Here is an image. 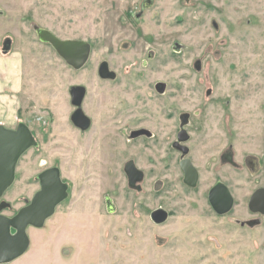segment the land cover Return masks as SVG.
<instances>
[{
    "label": "rangeland",
    "instance_id": "1",
    "mask_svg": "<svg viewBox=\"0 0 264 264\" xmlns=\"http://www.w3.org/2000/svg\"><path fill=\"white\" fill-rule=\"evenodd\" d=\"M129 11L140 19L126 18ZM37 27L89 42L84 66L68 65L39 40ZM6 41L24 71L11 128L25 122L37 145L18 160L1 197L10 204L3 213L31 199L47 167L58 166L70 188L42 227H27L26 252L4 264H264V216L247 209L250 193L264 186V0H0V48ZM107 58L115 81L98 76ZM158 81L165 84L161 94ZM74 85L85 87L82 107L94 120L111 107L107 116L117 132L126 96L133 109L142 101L144 120L159 131H169L174 117L177 128L181 112L201 110L195 124L200 131L211 127L194 150L196 185L186 187L177 168L156 165L153 144L139 154L140 146L124 137L94 152L88 132L78 141L68 119ZM230 143L238 168L221 158ZM249 153L260 160L255 175L243 165ZM129 157L145 172L134 188L123 171ZM218 181L234 197L224 214L207 198ZM159 207L168 216L154 223L150 212ZM248 219L260 222L248 227Z\"/></svg>",
    "mask_w": 264,
    "mask_h": 264
},
{
    "label": "water",
    "instance_id": "2",
    "mask_svg": "<svg viewBox=\"0 0 264 264\" xmlns=\"http://www.w3.org/2000/svg\"><path fill=\"white\" fill-rule=\"evenodd\" d=\"M35 31L40 41L50 44L57 54L74 69H80L88 60L91 51L89 42L81 39H61L45 28L37 27ZM9 45V41H6L5 50ZM198 66L199 63H197ZM99 75L101 77L110 76L105 62L99 66ZM76 87L80 89L77 93L79 98H82L83 87L75 86L72 87V90ZM36 145L37 141L25 122L19 121L15 128L0 124V199L14 181L19 158L30 147ZM182 168L185 171V184L190 187L195 186L197 182L196 169L188 160L183 161ZM125 172L128 176V185L131 188H134L137 182L142 179L141 171L131 161L125 165ZM37 179L39 189L30 201L13 216L2 212L10 207V204L5 200L0 201V264L9 263L26 252L29 247L27 227H42L46 219L54 214L56 206L67 196V184L61 180L58 167L45 169L37 175ZM208 201L217 214H224L233 206V196L222 182L211 187ZM249 207L253 211L264 214V188L254 191ZM166 218L167 211L164 208L160 207L151 212V219L155 223H162Z\"/></svg>",
    "mask_w": 264,
    "mask_h": 264
},
{
    "label": "flooded vegetation",
    "instance_id": "3",
    "mask_svg": "<svg viewBox=\"0 0 264 264\" xmlns=\"http://www.w3.org/2000/svg\"><path fill=\"white\" fill-rule=\"evenodd\" d=\"M131 13H133L132 19H136V20L140 19L139 18L140 14H139V16H137L138 12H136V13L131 12ZM131 13H130V11L126 12L125 17L130 19ZM128 24L131 26L133 25L131 22H129ZM212 24H213V26L216 25V23L214 21L212 22ZM121 32L124 34L126 32L127 35H131V33H133L131 30H127L126 28H122ZM134 35H137V34L134 32ZM128 45H129L128 48H130V47L133 48L131 42L128 43ZM111 54H112V52H111ZM152 58H153V53H152V55L150 54V56H148L149 60H151ZM102 62H105L107 69L110 72L109 77H101L99 75V66ZM197 63H199L198 67H197ZM144 64H145V62H144ZM110 65H111V59L110 58L102 59L100 61L99 65H98V76H99V78H101L103 80H107V81H115L117 79L118 76ZM194 68L197 70L201 68V61L200 60H196L194 62ZM75 86H82L83 87L84 94H83L82 98H79V96L77 94L80 89H77V87H76V89L72 90V87H75ZM154 89L157 92V94H161L163 92V90L165 89V84L162 82L159 83V81H158L154 84ZM85 91L86 90H85V87L83 85H74V86H71L69 88L70 104L72 106V111L70 112L68 119H69L70 123L73 125V127H75V129L77 130L78 141H80L81 138L83 139V134L88 132V135L86 136L87 141L91 144L90 146L93 147L92 151L94 152L95 148H99V149L108 148L111 145L112 141H114L117 138H119V141H121L124 137V140H125V141L123 140L124 142H132V143H135V144L140 146L139 154L142 153V148L144 147L145 143L153 144L155 151L152 153L154 155L153 159H154V162L156 165L157 164L159 165L160 163H162L163 168L166 166L171 167V168L172 167L177 168L178 173H180L182 183L186 187L190 188V186H188L184 182L185 171L182 168L183 161L188 160L197 171V181H198L200 172H199L198 165L194 161L193 154H194V150H197L196 148L199 147V145L203 144L207 140L206 134L208 133V131H210V127H211L209 124H206V125H204L205 129L203 131H200L201 130L200 124L199 123L195 124L196 120L199 121L200 119H202L203 113H200V112L198 113V111H201V110L197 109V110H195V113L183 111L180 114H178V127L177 128H176V124H174L175 117L173 118V115H170L169 119L173 118V123L169 126V131H159L158 126L153 124L152 121H145L144 120L142 101L139 100L140 104H139L138 110H137V108L133 109L130 107L128 97L126 96L124 102H122V108H121V112L123 113V116L121 119V128L117 132L116 129H113L115 127L110 124V117L107 116L109 113L108 111H110L111 107H109L110 109L106 110L107 113L103 114L100 118L95 119V120L93 119V117H91L85 113V111L83 110V107H82L83 106V100L85 97ZM98 94L100 95L101 93L98 92ZM102 103H103V101L101 102V104ZM96 105L100 109L99 102L97 99H96L95 105H94L95 109H97ZM198 116H199V118L197 119ZM166 117L168 118V115ZM195 117H196V119H194ZM151 125L154 128H156L155 131L151 128ZM232 126H234V124H232ZM197 137L199 138L198 140H196ZM228 147L230 148V151L222 153L221 158L230 162L233 167L238 168L236 166V161L234 160V153L231 151L233 148V144L230 143L228 145ZM99 159L100 158H98L97 160L99 161ZM129 161L133 162L135 167L141 171V173H142L141 181H142L145 177V172L140 167H138L136 165L135 159L133 157H129V159L127 161H125V163L123 165V171L126 175L127 182H128V176L125 172V165ZM243 165L245 166V169H247V171L250 175H255L256 173L259 172L260 160L256 155L249 153L243 157ZM54 166H56V165H53L50 167H54ZM50 167H47V168H50ZM56 167H58V166H56ZM47 168H45V169H47ZM45 169H43L42 171H44ZM59 170H60V168H59ZM60 177H61V172H60ZM61 180L67 184V190L66 191H67V195H68L70 185L67 181L62 179V177H61ZM141 181H139V182H141ZM139 182H137V183H139ZM218 182H221V181H218ZM218 182H216V183H218ZM38 183H39V181H38ZM222 183H224V182H222ZM212 187H213V185H212ZM259 188H264V186H259V187L255 188L250 193V195L248 197V201H247V209L249 212H251L253 214L264 216L263 213H261L259 211H253L249 207V203H250V199H251L252 194L254 193L255 190H257ZM210 189H211V187H210ZM228 189H229V187H228ZM209 190H208V193H209ZM229 191H230V189H229ZM208 193H207V198H208ZM1 200L2 199H0V201ZM27 203L28 202H25V204L23 206H25ZM233 203H234V197H233ZM23 206H21V207H23ZM20 208H18L11 215H8V216H13ZM151 212H150V219H151ZM167 216H168V212H167ZM256 221L260 222V219H248V223H249L248 227L251 226L252 224H255ZM12 232H14V231L12 230ZM29 244H30V240H29Z\"/></svg>",
    "mask_w": 264,
    "mask_h": 264
},
{
    "label": "crops",
    "instance_id": "4",
    "mask_svg": "<svg viewBox=\"0 0 264 264\" xmlns=\"http://www.w3.org/2000/svg\"><path fill=\"white\" fill-rule=\"evenodd\" d=\"M11 43L7 50L3 42L0 48V124L9 128L18 119V96L24 86L22 60L17 59L15 52L11 50Z\"/></svg>",
    "mask_w": 264,
    "mask_h": 264
}]
</instances>
